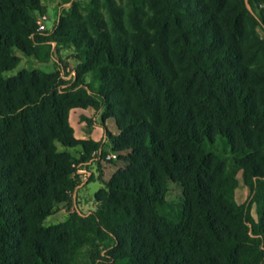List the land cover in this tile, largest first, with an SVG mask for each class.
<instances>
[{"label": "trees", "instance_id": "obj_1", "mask_svg": "<svg viewBox=\"0 0 264 264\" xmlns=\"http://www.w3.org/2000/svg\"><path fill=\"white\" fill-rule=\"evenodd\" d=\"M209 1L94 0L83 17L62 18L57 34L85 58L76 85L59 91L54 75L4 77L17 51L32 55V36L43 40L33 17L40 0H0V264H76L90 241L106 244L105 264H239L244 241L225 222L237 210L245 230L264 235L249 208L232 206L236 183L214 175L232 160L263 198L255 162L264 160V98L244 84L236 44L222 39L221 25L235 36L239 23L218 14L225 0ZM250 5L264 21V8ZM73 109L113 117L122 166L86 228L70 233L67 222H43L69 189L63 178L75 160L58 147L78 144ZM169 182L184 191L176 206Z\"/></svg>", "mask_w": 264, "mask_h": 264}, {"label": "rangeland", "instance_id": "obj_2", "mask_svg": "<svg viewBox=\"0 0 264 264\" xmlns=\"http://www.w3.org/2000/svg\"><path fill=\"white\" fill-rule=\"evenodd\" d=\"M207 1L211 4L209 0ZM252 1L259 8H264V0ZM93 4L94 0H40L41 11L34 13L33 17L36 27L40 17L46 16L48 19L46 31L38 32L35 29V33L41 35L43 42H33L32 36V55L25 56L17 51L16 56L20 62L14 70L5 73L4 77L11 78L22 71H32L41 77L56 76L59 91L76 85V70L84 61L85 53L57 34V24L62 18L73 21L75 11L83 17L86 14V6ZM217 12L219 15L235 18L239 23L240 33L236 32L235 36H232L229 25H221L222 39L236 44L239 51L237 64L247 72L244 84L253 88L256 98H264V21L259 13L253 11L250 0H225ZM84 84L95 92H88L91 100L100 102V97L97 96L99 84L89 76L84 77ZM103 110L73 109L69 112V124L78 144L70 149L58 147V150L69 154L75 162L71 166V173L63 178V182L69 187L64 201L55 205L52 215L44 220L43 225L46 228L67 222L70 233L84 230L85 221L98 209L102 195L100 192L105 189L104 183L110 181L122 166V163L118 162V154L112 143L113 138L118 135L114 119L105 116ZM220 153L224 154L223 151ZM113 155L114 159H108ZM255 164L259 168V174L264 176V160L256 161ZM222 173L225 176L223 178ZM214 175L217 180H232L236 183L232 194V206L244 205L249 208L255 223L262 221L264 226V203L260 202L264 201V187L263 198L256 200L249 187L248 169L228 160L222 171ZM167 188L166 200L171 206L178 205L183 200V188L173 182H169ZM237 212L225 222L228 228L238 233L244 241L239 264H264V235L258 237L252 235L251 226L248 231L245 230L240 223L241 212L240 210ZM94 238L92 236V239ZM107 259L106 244L90 241L83 245L76 256V264H105Z\"/></svg>", "mask_w": 264, "mask_h": 264}, {"label": "built area", "instance_id": "obj_3", "mask_svg": "<svg viewBox=\"0 0 264 264\" xmlns=\"http://www.w3.org/2000/svg\"><path fill=\"white\" fill-rule=\"evenodd\" d=\"M47 21H48V19H47V17L46 16H42V17H40V21L37 23V31L38 32H44V31H46L47 29H46V23H47ZM110 158H115V156L113 155V156H109L108 157V159H110Z\"/></svg>", "mask_w": 264, "mask_h": 264}]
</instances>
